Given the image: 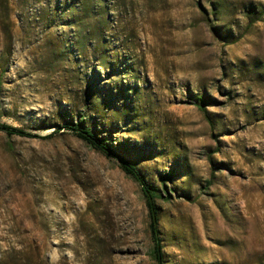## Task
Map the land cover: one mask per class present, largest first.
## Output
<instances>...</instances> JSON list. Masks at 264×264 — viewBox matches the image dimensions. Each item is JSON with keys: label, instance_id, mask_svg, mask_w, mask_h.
<instances>
[{"label": "rangeland", "instance_id": "1", "mask_svg": "<svg viewBox=\"0 0 264 264\" xmlns=\"http://www.w3.org/2000/svg\"><path fill=\"white\" fill-rule=\"evenodd\" d=\"M0 84L34 136L0 131V264H156L140 187L79 120L170 193L164 264H264V0H0Z\"/></svg>", "mask_w": 264, "mask_h": 264}, {"label": "trees", "instance_id": "2", "mask_svg": "<svg viewBox=\"0 0 264 264\" xmlns=\"http://www.w3.org/2000/svg\"><path fill=\"white\" fill-rule=\"evenodd\" d=\"M219 27L218 29H221ZM1 86V84H0ZM195 102L198 104L200 111L205 112V109L202 107V103H204V99L201 96L195 97ZM62 130H67L71 132L77 139L82 141L86 146L90 149L102 154L107 159L115 160L118 162L120 170L123 174L133 180L140 187L141 193L145 199L146 206L149 214V228L151 232V238L153 243V249L150 252L151 258L156 262V264H164L163 256H162V244L160 239V233L158 230V222H159V210L156 205V200L161 199L165 202L169 201L170 193L166 190L165 194H160L157 192V189L154 188L146 179L144 174L138 169L137 165L122 155H120L115 149H113L110 145H108L103 139L98 138L90 128L85 125L83 120H79L76 122H70L69 124H64L61 128ZM0 131L5 133L8 136L16 135L22 137H34L20 128H13L6 124L0 123ZM212 164L213 162L209 160ZM213 172L212 176L213 177ZM167 176H163L162 183L165 185ZM211 183V181H208ZM166 189V186H164Z\"/></svg>", "mask_w": 264, "mask_h": 264}]
</instances>
